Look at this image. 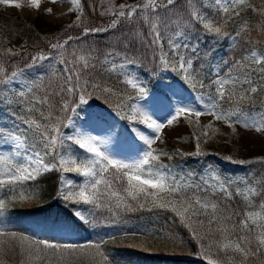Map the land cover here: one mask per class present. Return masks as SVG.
Here are the masks:
<instances>
[{
	"label": "trees",
	"instance_id": "obj_1",
	"mask_svg": "<svg viewBox=\"0 0 264 264\" xmlns=\"http://www.w3.org/2000/svg\"><path fill=\"white\" fill-rule=\"evenodd\" d=\"M98 0H81L83 15L81 25L67 28H56L41 22L30 23L15 15H3L0 13V53L6 49V41L17 35L25 39L30 47V53L18 56H0V63H3L6 71L10 74L14 68L26 69L32 63V57L38 54L51 55L47 52V44L63 42L68 36L78 37L65 45V54L68 55L73 50L78 53L93 55L92 63L97 64V68L91 71V82H98L101 88L107 86L113 89L114 94L104 93L100 89L89 88L92 93L90 97L94 102L100 103L108 108H115L121 104V100L130 97L132 94L128 86L120 76L104 71V66L95 63L97 59L109 52L119 53L127 57L135 64L139 65L146 75L156 73L158 66L159 49L157 44L152 43L153 36L149 35L150 26L139 15L131 20L125 17L105 16L97 10ZM207 21H212L215 26L221 27V34L209 32L203 27V23L197 22L190 16V9L187 7V0H177L175 6H168L167 9H157L159 15L158 30L161 40L174 35L176 31L187 37V40L196 47L193 59V75L203 83L206 88L210 85L212 97L216 96L217 85L213 84L219 79H229L236 76L243 70L242 66L247 65L251 71V79L255 83V76L260 67L251 64L246 57L252 51L264 52V15L260 10L264 9V0H247L246 5L239 6L236 10L239 16L226 18L219 9L204 4L201 0H194ZM251 5V7L247 6ZM140 10L138 9V13ZM113 20H118L115 27H109ZM247 22L248 31L236 36L241 27ZM104 28L107 31L84 34V28ZM139 33L140 35H137ZM59 53L60 50H54ZM53 51V52H54ZM70 58V57H69ZM48 61V59H47ZM50 61V60H49ZM48 61V63H49ZM42 63L39 61L37 64ZM35 64L34 66H36ZM47 64V63H46ZM48 65V64H47ZM41 66V64H40ZM219 68L217 75L213 69ZM44 67V66H43ZM48 67V66H46ZM46 67L41 71L39 78L34 81L38 86V95H43L46 91L58 90L57 83L62 79L64 66L57 67L52 72H48ZM17 70V69H16ZM15 70V71H16ZM258 75L264 76V73ZM262 83L259 82L258 85ZM232 85H225L230 89ZM244 87H248L245 85ZM239 88H237V91ZM204 92V90L202 91ZM262 95V94H261ZM258 97V96H256ZM252 97L251 101L244 106L250 111L264 109V97ZM57 115L63 124H66L68 112H59V99L55 98ZM64 99H69L65 94ZM70 100V99H69ZM76 100L72 97L70 101ZM224 108L229 107L224 101L220 102ZM255 105V107H252ZM70 107L72 105L70 104ZM46 115L48 108L46 105H38ZM38 120L43 121L40 113L37 112ZM193 123V122H192ZM189 128L195 144H199L198 156L206 158L210 152L204 151L207 145L208 136L202 131L193 127ZM61 126V131L65 127ZM229 151L219 150L223 156L215 153L225 164L232 163L234 166H244L250 173L256 174V178H264V163L259 162L264 158L262 154L259 158H238L237 152L241 149L235 131L227 134ZM199 138V139H197ZM197 149V147H196ZM223 152V153H222ZM193 157H187L184 164L191 166ZM238 161H245L239 163ZM247 161H254L247 163ZM61 174L58 170H53L38 176L36 179L24 183H16L8 188L0 186V200H4L7 207L0 215V229L6 232H18L30 237L32 240H46L53 244L89 245L100 243L101 250L109 257L112 264H211L216 255H219L216 247L209 248L208 245L213 240H219L218 234L204 236L207 231V221L212 210L209 209V216L200 215L192 218V229H189L181 222L170 209L148 207L141 209L135 204V210L128 211L116 209V215L106 207L99 209L91 216L88 222L76 220L71 211L63 208L59 201L61 188ZM261 182V190L264 189V179ZM189 196H199L200 198L217 204V216H231L229 226L239 225L245 219V214L249 211V202L236 194L234 191L228 194L200 192L189 189L186 191ZM21 195L31 197L20 200ZM13 197H16L13 199ZM103 203V202H101ZM196 220H203L205 225L201 228L195 223ZM216 227L215 224L212 225ZM193 230L198 232L200 238L193 235ZM239 231L236 233L238 236ZM7 239V238H3ZM253 249L255 245L252 246ZM233 256L232 253H229ZM224 255L218 259L217 264H227ZM239 262L240 257L234 256ZM264 258L258 253L255 257H250L248 264H260ZM20 255L17 252H6V264H20Z\"/></svg>",
	"mask_w": 264,
	"mask_h": 264
},
{
	"label": "snow or ice",
	"instance_id": "obj_2",
	"mask_svg": "<svg viewBox=\"0 0 264 264\" xmlns=\"http://www.w3.org/2000/svg\"><path fill=\"white\" fill-rule=\"evenodd\" d=\"M246 2L247 0H227V3H222V0H215V4L219 6V10L229 19L231 16H239L240 12L236 9L239 6L246 5ZM0 3L7 6L20 7L18 3L12 4L11 0H0ZM71 3L75 9L79 10L75 26H80L83 15L81 0H71ZM33 4L36 7L39 6L37 0H33ZM176 4L177 0H140L137 4H120L117 7L110 0L107 12L117 17H125L129 20L139 15L150 26L149 35L153 36L152 43L159 44L161 35L157 26L160 19L157 14V9H167L168 6H175ZM247 6L251 7V5ZM187 7L190 9L189 14L192 19L202 22L203 27L209 32L221 34V27L215 26L212 21H207L200 14L194 0H187ZM138 9L140 10L139 13ZM260 12L261 15H264V9L260 10ZM117 22L118 20H113L109 27H115ZM72 26L74 25H69V27ZM261 30L264 31V29ZM101 31H107V29L86 27L83 29L85 35ZM247 31L248 25L247 22H244V25L236 33V36H240L241 33ZM179 34L177 33V35ZM137 35L140 34L137 33ZM73 39H78V37L68 36L63 42L58 40L56 43L50 44L52 49L60 50L58 59L59 63L64 66L62 79L56 85L58 90L46 91L43 95H38L36 92L39 91V88L35 83L26 85L27 92L32 93L31 99L28 101L30 104L28 111L35 110L39 112L44 122L42 123L38 119H28L25 120V123L37 133L38 143L43 145V154L41 152H35L33 157L28 158L30 161L28 166L16 164L10 157L0 156V164L6 165L4 174L7 175L6 180L0 179V185L36 179L40 174L52 170L76 172L87 179L79 187V191H69L67 194L61 192L65 200H72L77 203L82 201L85 204H93L96 207H106L109 211L113 212V215H116V209L135 210L134 204L141 209L147 206L149 211L153 208L170 209L180 217L181 222L189 229H192L191 221L193 217L200 215L209 216L208 210L211 209L212 212L207 221L208 227L204 236L219 235L220 239L211 241L208 247H216L218 252L224 253L227 264H237V260L234 258L236 255L240 257L238 264H248L250 257H255L258 253L264 254V204L260 205L261 211L246 213L245 219L241 220L238 226L236 224L229 226L228 222L231 221L232 217L224 215L217 216V204L204 200L199 196L187 195L186 189L188 185L183 184L180 180L171 176L168 166L160 163V157L168 155V153L163 151L157 153L152 149L154 138L141 135L140 139L147 145V149L136 158L124 160L112 156L107 151H102L101 141L94 136L84 135L82 133L66 136L61 131L63 122L57 115H54V112L57 110L55 98H60L58 111L63 113L75 111L76 108L88 104L89 101L86 97L92 95L89 92V88L100 89L104 93L114 94L113 89L110 87L105 86L101 88L98 82L90 81V70L97 68V64L92 63L90 53H78L73 50L68 55L65 54V45ZM169 45L173 54L179 57V68L185 74V80H196V77L191 71L193 61L191 59L185 60L184 56L179 55L176 50L181 47L180 45L174 44L172 40H169ZM184 47H187V45H184ZM160 49V62L164 67H168L170 65L168 54L163 52L162 45H160ZM5 55L16 56L19 53L8 48L0 53V56ZM119 55V53L109 52L104 60L98 61V63L101 67L106 64L111 65L109 68H103L106 72L123 69L126 64L133 63L127 57L119 65L112 63L109 59V57ZM31 59L32 63L27 65L28 68L33 67L39 61L49 59V57L41 53L33 56ZM245 59L249 60L251 64H264V52L254 50L251 52L250 57H246ZM242 69L240 74L236 76L214 81L217 85L216 96H209L208 102L202 105L205 110L204 113L195 108L178 107L175 110V115L167 123L172 124L174 120L185 113L195 115L196 117L207 113L213 115L217 121L222 120L227 122L228 126L233 128V131H235L236 124H241L245 129L264 132V110L252 112L244 106L251 101L252 97L250 94L256 93L258 87L264 88V76L260 77L262 83L256 86L251 79V71H249L248 66L244 65ZM258 71L264 73V67H260ZM21 75L22 70L12 71L8 74L3 63H0V85L11 84L13 80ZM197 82L200 83L201 87L204 86L201 81ZM127 83L131 84L133 88H137L139 94L143 95L144 89L136 82L129 79ZM225 85H232V87L226 89ZM245 85L248 87H244ZM237 88H239L238 91ZM65 94L68 97H76V100L70 101L69 99H64ZM18 95L25 97L26 93L22 90ZM221 101L227 103L229 107L224 108L220 103ZM70 104L72 107H70ZM37 105H46L48 108L47 115L40 108H37ZM252 107H255V105ZM133 111H139L140 115L147 122L148 127L153 129L157 134L164 127L163 124L152 120L143 111L136 108ZM70 123L71 121H69ZM189 123H192V121L189 120ZM63 126L67 127L68 124H63ZM207 127L212 128V125L209 124ZM203 135L207 136L208 133L205 132ZM13 139L20 141L21 138L14 136ZM155 139H159V136L157 135ZM66 142H71L73 145L78 146L79 149L89 154L90 158H80L73 154L65 155L62 150L65 149ZM22 146V144H17L18 148ZM199 151V144H197V152L199 153ZM16 154L19 155V152ZM46 156H52L55 162L50 164L45 163ZM238 162L245 163V161ZM253 162L247 161V163ZM259 162L264 163V158H260ZM33 165L35 166L33 167ZM63 179L61 177L62 181ZM71 183V181H68V184ZM221 190L227 191L223 186H221ZM248 194L252 196L264 195V191L258 192L255 188H249L247 189L245 199H248ZM15 198L13 197V199ZM30 198L24 195L19 197L20 200ZM6 207V202L0 200V215L3 214V210ZM76 216L81 221L85 220V217L80 212H77ZM195 223L201 228L205 225L203 220H196ZM213 224L216 225L215 228L212 227ZM238 231L241 234L237 236L236 233ZM253 232L256 233L254 236L252 235ZM193 235L204 238V236H200L195 230H193ZM253 245H255L254 249L252 247ZM17 251L21 257L20 264H112L109 257L101 250L100 243L89 245H60L50 243L46 240H32L23 233L15 231L6 232L0 229V264H6V252L15 253ZM229 253H232L233 256H230ZM211 264H217V261H211Z\"/></svg>",
	"mask_w": 264,
	"mask_h": 264
},
{
	"label": "rangeland",
	"instance_id": "obj_3",
	"mask_svg": "<svg viewBox=\"0 0 264 264\" xmlns=\"http://www.w3.org/2000/svg\"><path fill=\"white\" fill-rule=\"evenodd\" d=\"M204 4L213 6L219 9V6L215 4V0H201ZM41 7L52 13L60 8L57 0H38ZM43 2V4H42ZM117 7L120 4H137L140 0H111ZM222 3H227V0H222ZM110 0H98L97 11L105 16H112L107 12L109 8ZM68 8L73 6L71 0H65L64 6L61 8ZM49 9V10H48ZM127 11V9H125ZM220 11V10H219ZM3 15H15L30 23L41 22L56 28H67L69 25H73L76 22L77 16L69 18L68 16L59 18L51 22L45 15L40 14L33 17H24L16 13L15 11H3L0 10ZM221 13H223L221 11ZM224 14V13H223ZM115 16V15H114ZM117 17V16H116ZM200 22V21H197ZM202 23V22H200ZM177 33H180L177 35ZM169 40H172L174 44H178L179 47L176 51L179 55L184 56L185 60L191 59L193 61L196 47L192 46L181 31H176L174 35L167 37L164 40H160L157 44L159 54H161L160 45L163 46V52L168 54L170 65L164 67L160 59H158V66L156 73L152 75H146L139 65L134 62L126 64L123 69L116 71H109L121 77L123 82L128 86L131 91V95L128 98L121 100V104L115 108H108L100 103H96L92 98L88 99V104L82 105L75 109V111H68V119L64 131L66 136L75 135L76 133H82L84 135H90L96 137L101 141V150L107 151L112 156L118 159L129 160L136 158L147 149V145L140 139L141 135L149 138H154L152 149L157 153L160 151L167 152L168 155L160 157V163L168 166L171 176H174L177 180H180L183 184H187L188 188L194 189L200 192L228 194L234 191L236 194H240L243 198L247 194V189L255 188L258 192L264 191L261 188V182L264 178H256V174L250 173L244 166H234L232 163L225 164L224 161L215 155L219 150L229 149L227 134L232 132L231 127L228 126L225 121H217L211 114H202L200 117H196L192 114H182L172 124H168L167 121L172 119L175 115V110L178 107H190L205 112L202 105L208 102V97L212 96L210 85L206 88H200L198 79L194 81H186L182 70L179 68V57L173 54V51L169 45ZM6 49L11 48L14 52L21 54H27L30 52V47L25 39L17 35L11 37L6 41ZM187 45V47H184ZM195 49V50H193ZM47 52L49 63L47 60L42 61L41 66L37 64L31 68H14V71L22 70V75L13 80L11 84L0 85V156L10 157L16 164H23L28 166L30 163L29 157H33L35 152H41L43 154V145L38 143V135L32 128L29 127L25 120L38 119L37 111H28L30 104L28 101L31 99L32 93L27 92L26 85H31L39 78L41 71L46 66L48 72H52L57 67H61L59 63L58 54L47 44ZM54 51V52H53ZM107 55V54H106ZM105 55V56H106ZM11 56V55H9ZM18 56V55H16ZM103 59L95 60L103 61ZM92 61L93 55H91ZM250 57V56H249ZM123 56L109 57L112 63L117 65L124 62ZM159 58V57H158ZM48 65H47V64ZM256 65V64H255ZM44 66V67H43ZM105 68H109L111 65H103ZM260 66V65H256ZM63 70V68H61ZM219 68L216 66L213 69V73L217 75ZM193 71V65L192 70ZM254 77V85L258 86L261 82L260 72L256 70ZM8 73V72H7ZM9 74V73H8ZM193 74V72H192ZM133 80L140 87L144 89L143 95H140L137 88H133L131 84L127 83V80ZM219 78H217L218 80ZM216 81V79H214ZM213 84H215L213 82ZM25 91V97H20L18 93ZM204 90V92H202ZM262 94V95H261ZM251 97H264V88L258 87V91L254 94H250ZM256 97V98H258ZM70 100L72 97H68ZM38 108V105L36 106ZM139 109L143 111L152 120L157 123H161L164 127L157 134L153 129L148 127L144 117L140 115L139 111H133V109ZM264 110V109H261ZM260 109L258 111H261ZM256 112V111H252ZM131 117V118H130ZM191 120L193 127L208 133L207 145L204 151L210 152L206 158H200L196 149V144L191 134L188 121ZM69 121L71 123L69 124ZM44 121H42L43 123ZM211 124L212 128L207 126ZM215 129V131H213ZM122 131L124 133L123 139L112 140L114 136L118 137L116 132ZM159 139H155L156 136ZM235 135L237 136L239 146L241 149L237 152L238 158H259L264 154V132H256L254 129H245L241 124L235 125ZM14 136H19L20 141L13 139ZM111 142H115L109 144ZM22 144V147H17V144ZM65 155L73 154L80 158L89 157V154L79 149L78 146L73 145L71 142H66L65 149L62 150ZM19 152V155L16 153ZM223 153V152H222ZM187 157L192 158V165L185 166L184 162ZM90 158V157H89ZM55 162L52 156L45 157V163ZM35 165H33L34 167ZM6 165L0 164V179H7L5 173ZM53 171V170H52ZM63 177L61 181V188L59 193V201L63 208L71 211L74 218L81 222L80 218L76 216L77 212H80L85 220L82 222H88L91 216L99 209L93 204H85L81 202H74L72 200H65L61 192L67 194L69 191H79V187L82 186L87 178L81 176L76 172H63L58 170ZM50 172V171H48ZM44 172L42 174H45ZM40 174V175H42ZM39 175V176H40ZM38 177V176H37ZM30 180L16 181L11 184H4L0 186L13 187L16 183H24ZM61 180V179H60ZM71 181V184H68ZM223 186L227 191H222ZM249 212L261 211L260 205L264 204V195L252 196L248 194ZM259 231V229H257ZM256 233L253 232L254 236ZM216 255L214 261H218L224 253L219 252ZM264 255V254H263ZM223 259L225 257H222ZM260 264H264V258L260 261Z\"/></svg>",
	"mask_w": 264,
	"mask_h": 264
},
{
	"label": "bare ground",
	"instance_id": "obj_4",
	"mask_svg": "<svg viewBox=\"0 0 264 264\" xmlns=\"http://www.w3.org/2000/svg\"><path fill=\"white\" fill-rule=\"evenodd\" d=\"M57 2L59 3L60 8H58V10H56L52 13L50 12L49 9H48L49 11L44 10L41 7V4L38 2V0H37V3L39 5L38 7H36L33 4V0H11L12 4L18 3V4H20V7L17 8L15 6H7V5L0 3V10L7 11V12H8V10L15 11L16 13H19V15L24 16V17L25 16L26 17H33L36 15L43 14L51 22L58 20L59 18H62L65 16H68L69 18H71L73 16H77L78 10L75 9L74 6H69L68 8H66V6H65L64 8H61L64 6L65 0H57ZM42 4H43V2H42ZM114 135H117L118 137L114 136L111 141L116 140V139L120 140V139L124 138L123 137L124 133L122 131H118ZM112 143H115V142H111L109 144H112Z\"/></svg>",
	"mask_w": 264,
	"mask_h": 264
}]
</instances>
